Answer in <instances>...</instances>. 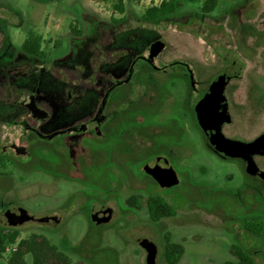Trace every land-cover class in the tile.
I'll list each match as a JSON object with an SVG mask.
<instances>
[{
	"label": "rangeland",
	"instance_id": "374dc122",
	"mask_svg": "<svg viewBox=\"0 0 264 264\" xmlns=\"http://www.w3.org/2000/svg\"><path fill=\"white\" fill-rule=\"evenodd\" d=\"M117 1L0 0V19L16 46L29 31L40 34L48 56L59 50L69 52L75 38L101 40L104 36L96 33L101 23V30L108 29L107 23L120 28L127 42L143 37L145 43L160 36L167 44L161 60L195 64L200 96L218 77L231 75L226 96L233 122L223 127L226 136L247 142L264 132V0H220L209 16L200 12L204 0H184L173 17L153 25L143 22L142 16L161 0H123L124 13L114 10ZM118 20H122L121 26L116 24ZM74 28L81 34L76 35ZM105 47L103 52L110 53L108 45ZM131 101L121 107L129 114L112 128L105 155L92 159L96 162L90 168L91 177L85 170L91 157L76 156L75 169L78 165L81 169L70 171L69 158L57 147L58 138L51 142L30 140L26 157L16 159L19 167L13 163V153L1 154L5 143H0V165H6L4 169L0 166V226L7 225L2 212L7 206L43 213L70 203L72 212L60 225L18 227L17 242L33 234L43 235L65 252L72 264H146V252L138 243L149 239L158 248L156 263L168 264L164 247L168 236L185 248L178 264H223L235 259V247L250 253L256 264H264V236L249 231L253 219L264 222V194L250 188L258 182L247 177L239 162L209 151L193 123L189 135L182 138L170 118L154 114L155 106L130 109ZM165 107L171 109L170 104ZM145 113L152 115L150 120L159 128L158 134L149 135L156 144L154 149L162 145L172 149L170 160L182 180L170 190L183 200L175 206L176 215L157 223L146 216L123 214L128 211L125 200L129 195H150L146 180L129 181L127 176L140 173L142 156L133 150L147 146L136 124ZM256 162L264 171V157L258 156ZM118 178L123 183L113 182ZM93 206L95 210L110 207L118 214L110 224L96 226L89 218ZM16 246L6 245L0 264H9ZM26 261L32 264L30 254Z\"/></svg>",
	"mask_w": 264,
	"mask_h": 264
},
{
	"label": "flooded vegetation",
	"instance_id": "af4514ba",
	"mask_svg": "<svg viewBox=\"0 0 264 264\" xmlns=\"http://www.w3.org/2000/svg\"><path fill=\"white\" fill-rule=\"evenodd\" d=\"M173 16H168L164 20ZM159 22L161 21L145 23L153 25ZM122 23L116 22L119 26ZM4 24L0 19V143H5L1 148V154L7 155L11 152L16 157L13 159L15 167L20 166L16 161L17 158L26 157L30 140L35 138L43 142H51L58 138L57 147L69 158L70 164H67L70 171L75 169L73 158L78 155L91 157L85 168L86 173L91 177L93 174L90 168L95 164V158L101 159L111 145L112 128L119 123L122 116L129 114V111L121 109L122 105L132 100L130 109L155 106L157 112L154 114L170 118L182 138L189 135L190 123H193L205 147L222 159L239 162L247 177L258 182V186L250 185V188L264 194V177L260 173L249 172L246 160L230 158L224 153L217 152L198 120L196 106L204 98L213 82L200 96L199 81L195 77V64L186 60H171L167 63L161 60L167 48L162 37L149 38L145 43H142L143 37H140V41L132 39L127 42L120 28L107 23L105 26H108V29L101 30V26L104 25L101 23V26L97 27L99 31L96 32L104 36L101 40H96V37L75 38L71 42L69 52L64 54L59 50L60 53L48 56L43 49V39L39 55L29 54L22 49L31 31L20 46L14 45ZM157 41H162L165 48L153 62H150L151 46ZM106 45L111 52L105 54L103 49ZM222 76L230 78L231 75ZM226 89L225 97L231 122L224 123L222 130L226 124L233 122ZM166 104L171 105L170 110L165 107ZM144 115L136 119V124L138 133L147 141V146L133 150L142 156L143 161L138 168L140 173L136 171L127 176L129 181L146 180L150 195L146 198L139 194L129 195L125 200L128 211L124 210L123 214L127 217L146 216L151 220L149 199L161 197L175 210V206L183 200L180 199V194L176 198L177 193H172L170 190L179 186L182 180L170 160V156L174 155L172 149L166 145L154 149L156 144L149 139V135L158 134L156 129L159 128L152 119L150 120L152 117L150 113ZM263 134L264 132L253 140L242 143L253 142ZM258 156L264 157V148L254 155L258 172L264 173L256 162ZM64 157L61 156L62 161L66 163ZM0 166L3 169L6 167L4 163ZM154 168L173 169L179 183L170 188L161 187L149 173V170ZM78 169H81L79 165L75 170L78 171ZM81 174L84 175L82 172ZM113 182L121 184L123 180L118 178ZM151 185L154 186L153 190L150 189ZM133 196L141 198L138 207H131L128 204V200ZM68 204L70 203L64 204V208L46 210L43 213L31 212L23 207H4L2 212L7 225L0 226V231L1 229L18 230V227H24L26 224L38 223L51 224L54 228L65 220L69 211L72 212ZM21 208L27 210L34 219L21 226H15L8 221L5 214L8 211L18 212ZM55 211H60L62 214L57 215ZM176 211L177 209L175 215ZM95 214H98V219L109 217V221L98 224L92 221V216ZM117 214L110 207L95 210L93 206L89 218L96 226H106ZM40 219L44 220L40 221ZM168 238L166 236L164 247ZM138 244L140 246V242Z\"/></svg>",
	"mask_w": 264,
	"mask_h": 264
},
{
	"label": "trees",
	"instance_id": "16d2710c",
	"mask_svg": "<svg viewBox=\"0 0 264 264\" xmlns=\"http://www.w3.org/2000/svg\"><path fill=\"white\" fill-rule=\"evenodd\" d=\"M111 0H98V2L106 4ZM139 1V0H134ZM184 0H163L158 6L148 8L142 16L143 21L153 22L162 21L166 17L175 15L178 12L179 4ZM191 1V0H185ZM220 0H204L200 7L202 16H209L213 13L219 5ZM114 10L119 13L125 12V5L123 0H118L113 5ZM118 20L117 22H121ZM76 35H80V31L73 29ZM42 36L36 32H30L26 42L23 44L24 49L29 54L39 55L41 53ZM140 197L133 196L128 200L131 207H138L140 204ZM149 208L151 210V221L157 223L164 218L173 217L175 210L169 206L161 197H152L149 199ZM253 234L264 236V222L259 219H253L252 228L249 230ZM20 236L18 230L0 231V253L5 252L6 245H17L9 259V264H29L26 261V255L32 256V264H72L71 258L55 244H52L49 239L43 235L33 234L27 239H22L17 242ZM185 253V248L182 244L173 243L167 239L165 247V256L168 264H178ZM234 260L227 261L223 264H256L253 256L240 247H235L233 250ZM86 264V263H85Z\"/></svg>",
	"mask_w": 264,
	"mask_h": 264
},
{
	"label": "water",
	"instance_id": "95a60500",
	"mask_svg": "<svg viewBox=\"0 0 264 264\" xmlns=\"http://www.w3.org/2000/svg\"><path fill=\"white\" fill-rule=\"evenodd\" d=\"M165 48L162 41H157L151 46L149 61L153 62ZM230 78L225 76L218 77L210 86L204 98L197 104L196 113L198 120L204 128L211 145L217 152L224 153L230 158H242L248 162V171L258 172L254 155L264 148V134L250 143H242L227 138L222 130L224 123H230L231 117L228 112V104L225 97V89ZM150 175L163 188H170L179 183L178 176L173 169L154 168L149 170ZM9 222L15 226H21L24 223L34 219L27 210L21 208L18 212H6ZM44 219H40L43 221ZM92 221L101 224L109 221V217L98 219V214L92 216ZM141 248L146 252V264H157L158 248L157 245L149 239L140 241Z\"/></svg>",
	"mask_w": 264,
	"mask_h": 264
},
{
	"label": "built area",
	"instance_id": "2783aa9c",
	"mask_svg": "<svg viewBox=\"0 0 264 264\" xmlns=\"http://www.w3.org/2000/svg\"><path fill=\"white\" fill-rule=\"evenodd\" d=\"M155 2H156V0H154ZM161 1H163V0H161ZM157 3V2H156ZM162 3V2H161ZM156 5H158V4H156Z\"/></svg>",
	"mask_w": 264,
	"mask_h": 264
}]
</instances>
